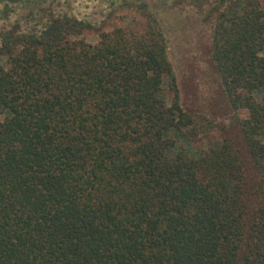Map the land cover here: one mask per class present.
I'll return each mask as SVG.
<instances>
[{
    "label": "trees",
    "instance_id": "16d2710c",
    "mask_svg": "<svg viewBox=\"0 0 264 264\" xmlns=\"http://www.w3.org/2000/svg\"><path fill=\"white\" fill-rule=\"evenodd\" d=\"M89 1L102 22L122 8L145 26L89 43L77 36L93 13L0 0V22L30 9L0 26V264H264L260 0ZM172 13L208 28L223 91L246 112L238 145L179 142L194 119L168 59Z\"/></svg>",
    "mask_w": 264,
    "mask_h": 264
},
{
    "label": "rangeland",
    "instance_id": "374dc122",
    "mask_svg": "<svg viewBox=\"0 0 264 264\" xmlns=\"http://www.w3.org/2000/svg\"><path fill=\"white\" fill-rule=\"evenodd\" d=\"M260 2L264 8V0ZM57 4L56 9L80 18L93 13L94 17L91 15L90 19L93 26L87 27L80 36H77L89 43L98 40V28L110 30L114 26H122L131 34L141 32L145 26L144 18L122 8L115 9L109 18L102 22V14L99 11L104 6L102 3H93L89 0H57ZM29 11L30 9L25 6L17 8L7 21L0 22V26L9 25L16 18H20L21 14ZM166 21L169 24L171 38L168 59L176 77L180 104L185 111L193 115L194 119L191 131L188 130L187 137H181L179 142L198 152L206 150L223 137H229L238 145L240 141L238 119L243 118L246 112L232 109L223 91L219 73L211 56L207 26H199L192 19L184 23L182 17L178 18L174 13L168 15ZM21 23L22 28L28 25L24 19ZM261 54L264 55V50ZM3 62L4 58L0 56V63ZM167 83L168 79L165 78L162 88L166 104L169 105L172 92ZM257 99L264 100V97L257 96Z\"/></svg>",
    "mask_w": 264,
    "mask_h": 264
}]
</instances>
